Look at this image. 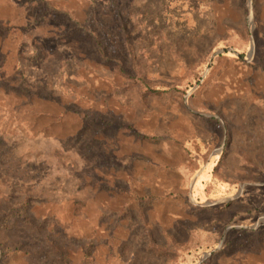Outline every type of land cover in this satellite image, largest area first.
Instances as JSON below:
<instances>
[{
	"label": "rangeland",
	"instance_id": "374dc122",
	"mask_svg": "<svg viewBox=\"0 0 264 264\" xmlns=\"http://www.w3.org/2000/svg\"><path fill=\"white\" fill-rule=\"evenodd\" d=\"M0 264H264V0H0Z\"/></svg>",
	"mask_w": 264,
	"mask_h": 264
}]
</instances>
